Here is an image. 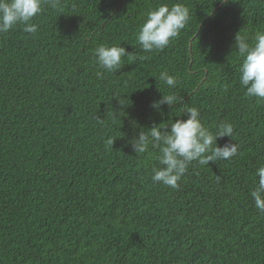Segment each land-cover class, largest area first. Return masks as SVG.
<instances>
[{"label": "trees", "instance_id": "16d2710c", "mask_svg": "<svg viewBox=\"0 0 264 264\" xmlns=\"http://www.w3.org/2000/svg\"><path fill=\"white\" fill-rule=\"evenodd\" d=\"M60 2L33 18L35 35L0 33V264H264V214L251 197L264 101L245 95L235 48L237 34L252 42L264 31V0ZM174 2L190 9L186 27L143 51L147 12ZM118 43L131 58L101 69L95 48ZM164 70L175 89L156 79ZM172 92L179 103L151 107ZM184 104L213 133L232 123L233 140L217 142L237 152L193 162L170 188L151 179L159 149L135 153L131 140L186 119Z\"/></svg>", "mask_w": 264, "mask_h": 264}, {"label": "clouds", "instance_id": "9594fccd", "mask_svg": "<svg viewBox=\"0 0 264 264\" xmlns=\"http://www.w3.org/2000/svg\"><path fill=\"white\" fill-rule=\"evenodd\" d=\"M228 0H221L227 3ZM45 5L53 9L61 7L60 0H0V33H6L16 25H22L25 33L35 35L38 25L32 20L43 11ZM190 19V9L183 2L160 3L147 12L146 18L136 33V41L145 52L165 49L171 41L176 39ZM235 48L242 58L239 67V82L248 97H256L258 102L264 101V31H257L252 42L244 35L237 34ZM95 59L99 67L107 72H114L122 67V58H131L121 43L100 44L95 50ZM102 77L101 72H97ZM157 80L162 81L169 89H175L178 77L161 71ZM122 106L128 104L125 98L115 97ZM182 99L172 92L162 94L159 100H154L151 107L162 111L163 105H173ZM183 114L186 119H175L164 128L154 125L147 132L140 130L134 136L131 145L135 153H143L149 144L159 149V166L153 167L151 179L170 188H178V182L184 176L193 162L201 166L209 165L221 159H229L237 152L235 143L227 142L223 146L218 144V138L229 137L233 140L234 127L232 123L224 121L215 133L202 123L199 108L184 104ZM99 119V117H98ZM135 127V121H132ZM114 140L109 144L113 145ZM255 187L251 191L255 208L264 214V165L256 169L254 174Z\"/></svg>", "mask_w": 264, "mask_h": 264}]
</instances>
